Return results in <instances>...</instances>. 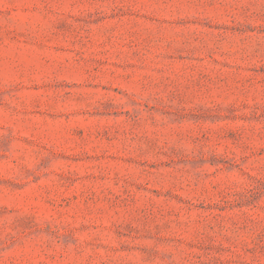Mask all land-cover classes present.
<instances>
[{
    "label": "rangeland",
    "instance_id": "rangeland-1",
    "mask_svg": "<svg viewBox=\"0 0 264 264\" xmlns=\"http://www.w3.org/2000/svg\"><path fill=\"white\" fill-rule=\"evenodd\" d=\"M0 264H264V0H0Z\"/></svg>",
    "mask_w": 264,
    "mask_h": 264
}]
</instances>
